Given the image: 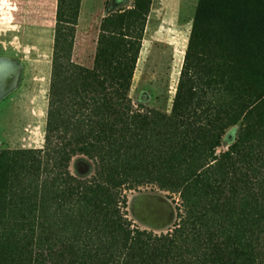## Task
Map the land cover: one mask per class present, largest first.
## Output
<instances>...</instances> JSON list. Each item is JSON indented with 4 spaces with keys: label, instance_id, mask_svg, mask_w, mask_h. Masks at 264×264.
Returning a JSON list of instances; mask_svg holds the SVG:
<instances>
[{
    "label": "trees",
    "instance_id": "16d2710c",
    "mask_svg": "<svg viewBox=\"0 0 264 264\" xmlns=\"http://www.w3.org/2000/svg\"><path fill=\"white\" fill-rule=\"evenodd\" d=\"M80 1L57 0L41 147L0 150V264H264V0H199L169 113L128 98L150 0L102 19L90 68ZM147 185L179 197L166 234L123 214Z\"/></svg>",
    "mask_w": 264,
    "mask_h": 264
},
{
    "label": "rangeland",
    "instance_id": "374dc122",
    "mask_svg": "<svg viewBox=\"0 0 264 264\" xmlns=\"http://www.w3.org/2000/svg\"><path fill=\"white\" fill-rule=\"evenodd\" d=\"M134 0H81L72 61L90 68L104 17ZM16 3V7H15ZM57 0H0V150L39 148L47 111ZM199 0H150L140 51L128 92L133 109L169 113ZM225 131L216 152L236 138ZM93 163H69L72 175L89 179ZM124 216L133 227L161 235L177 223L179 197L154 185L125 191Z\"/></svg>",
    "mask_w": 264,
    "mask_h": 264
},
{
    "label": "crops",
    "instance_id": "0c3cea01",
    "mask_svg": "<svg viewBox=\"0 0 264 264\" xmlns=\"http://www.w3.org/2000/svg\"><path fill=\"white\" fill-rule=\"evenodd\" d=\"M15 7H16V3H15Z\"/></svg>",
    "mask_w": 264,
    "mask_h": 264
}]
</instances>
